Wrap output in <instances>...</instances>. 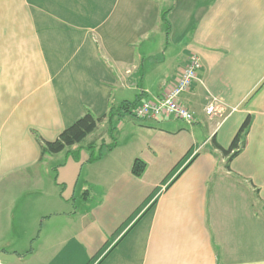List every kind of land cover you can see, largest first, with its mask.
<instances>
[{
	"label": "crops",
	"instance_id": "0c3cea01",
	"mask_svg": "<svg viewBox=\"0 0 264 264\" xmlns=\"http://www.w3.org/2000/svg\"><path fill=\"white\" fill-rule=\"evenodd\" d=\"M193 54L192 123L122 113L109 134ZM87 111L115 147L41 158ZM248 115L227 170L215 141ZM0 264H264V0H0Z\"/></svg>",
	"mask_w": 264,
	"mask_h": 264
},
{
	"label": "trees",
	"instance_id": "16d2710c",
	"mask_svg": "<svg viewBox=\"0 0 264 264\" xmlns=\"http://www.w3.org/2000/svg\"><path fill=\"white\" fill-rule=\"evenodd\" d=\"M165 22H167L165 15L163 16ZM138 99L130 102L125 101L120 106H113L107 113V117L111 126L109 128V134L114 131V125L112 122L114 121V117L119 116L122 113H128L134 116L133 110L136 106V102ZM123 109V112H122ZM104 116H95L91 111H87L82 117L78 118L72 124L64 128L59 136L54 140H43L40 139L41 145V158L47 154H54L61 152L67 148H70L74 145L85 146L87 148L96 147L97 140H90L89 137L92 133L99 129V124L102 121ZM251 126V116L248 115L237 133L235 134L231 144L228 147L221 146L218 142L215 141V146L221 150L222 154L227 157L225 162V167L227 170H231L230 163L235 156H237L240 151L245 147L247 141V134L250 130ZM102 144V145H101ZM96 151H92L90 161H95L102 157L104 151L111 150L115 147L116 141L113 140L111 143L102 142ZM146 167V163L137 158L134 160L132 165V172L135 175H141ZM84 198H87L88 192L85 191L83 193Z\"/></svg>",
	"mask_w": 264,
	"mask_h": 264
},
{
	"label": "built area",
	"instance_id": "2783aa9c",
	"mask_svg": "<svg viewBox=\"0 0 264 264\" xmlns=\"http://www.w3.org/2000/svg\"><path fill=\"white\" fill-rule=\"evenodd\" d=\"M202 66L200 58L193 54L189 57L186 65L181 69L176 82L160 96L145 99L134 107V117L138 119H162L174 117L188 123L195 120L194 113L180 102V96L187 92L198 77ZM221 99L217 96H210L205 111L208 115H214L221 109Z\"/></svg>",
	"mask_w": 264,
	"mask_h": 264
}]
</instances>
